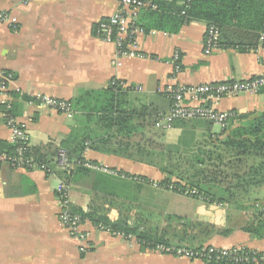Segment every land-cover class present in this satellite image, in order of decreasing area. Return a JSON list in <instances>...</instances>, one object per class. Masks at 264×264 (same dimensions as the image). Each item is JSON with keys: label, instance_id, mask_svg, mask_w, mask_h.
<instances>
[{"label": "crops", "instance_id": "0c3cea01", "mask_svg": "<svg viewBox=\"0 0 264 264\" xmlns=\"http://www.w3.org/2000/svg\"><path fill=\"white\" fill-rule=\"evenodd\" d=\"M117 10L115 0H0V13H7L17 27L13 30L9 25H0V73L13 75L9 88L14 97L12 110L26 125L32 153L53 160L57 151L64 149L70 160L81 156L117 173L74 170L68 178L55 164L49 174L0 165V264H205L161 254L133 239L113 236L90 220H83L80 226L88 239V251L80 253L78 242L58 219L56 190L65 181L70 186L72 207L83 213L88 212L93 200L128 203L144 219L145 226L158 231L167 230L170 223L176 225L177 221H169V217L179 218L180 225L198 220L218 228L200 240L194 239V245L176 241L178 246L242 247L264 252V237L242 230L244 211L207 204L158 185L169 177V173L159 170V166H165L169 172V150L188 156L204 153L226 132L204 120L175 121L166 131L156 132L154 128L156 119L168 112L170 105L161 93L164 87L259 76L264 73V49L240 52L220 48L205 56L207 27L194 21L177 34L151 30L156 32L154 36L139 35V51L149 59H119L115 47L95 34L98 23ZM174 53L179 54L181 67L175 79L172 66L165 63ZM111 79L127 90L116 97V110L121 118L128 114L127 124L134 132L131 138L118 132V127L102 135L99 114L76 112L65 118L32 100L33 96L46 95L73 105L72 101L84 93L105 90ZM213 106L237 115L264 113V95L227 97ZM2 110L0 105V141L9 144L10 132L4 125ZM127 148L134 154L132 159L125 156ZM136 150L148 151L149 158L137 156ZM159 153L165 154L164 160L159 161ZM260 193L258 196L264 197L263 189ZM158 201L164 206L157 207ZM154 211L162 220H151ZM110 214L108 218L116 220L118 213Z\"/></svg>", "mask_w": 264, "mask_h": 264}, {"label": "trees", "instance_id": "16d2710c", "mask_svg": "<svg viewBox=\"0 0 264 264\" xmlns=\"http://www.w3.org/2000/svg\"><path fill=\"white\" fill-rule=\"evenodd\" d=\"M154 2L156 4L154 10L143 9L137 17V25L144 33L156 30L166 34H177L183 26L198 21L204 23L206 27L218 28L217 49L234 48L240 52H249L256 51L259 47L264 48V43L260 41L261 38L264 41V0H154ZM112 82L114 85L111 84ZM124 90L119 81L111 79L105 90L84 93L73 100L71 105L73 113L99 114L103 124L99 132L102 135L114 132L118 127V132H123L125 137L131 138L134 132L132 125L128 127V114L125 113L121 118L116 110V97ZM91 100L95 101V104H90ZM223 132L227 135L216 141L210 151L188 156L171 153L169 150V172L164 165H161L164 167L159 166V170L169 173V177L164 178L158 185L171 187L179 193L194 191L195 195L190 197L200 198L207 204L226 205L233 209L237 207L245 214L242 230L254 237L262 238L264 237V197L259 196L262 189L264 190V113L233 114L228 127ZM126 145L127 143L124 148ZM16 148L17 146L13 144L0 141V154L14 155ZM59 150L66 153L64 149ZM126 152L127 158L134 157L132 152H128V148ZM135 154L149 158L148 151L136 150ZM24 156L32 158L39 166H46L50 171L54 166V159L36 157L30 147ZM67 158L74 164L85 161L81 156L70 160L67 155ZM157 158L162 161L165 159V154L159 153ZM189 160L190 169L187 171L178 165L181 161ZM75 170L86 171L81 167ZM72 173L63 172L68 178ZM65 183L68 184L67 181ZM251 201H253L252 205L243 207ZM94 204L93 200L87 213L74 207H71V212L79 215L82 220H90L94 225L108 229L112 234H119L125 239L133 238L145 248L154 249L157 245L179 247L180 243L176 241L194 245L196 238L186 237L185 231L194 229L199 224L188 221L180 225L177 224L179 218L169 217V221L172 219L177 221L176 225H169L167 230L161 231L146 229L139 222H131L127 218L112 221L106 214L101 213L103 207L96 208ZM178 227H182L180 229L183 235L175 232ZM205 229L206 235L212 234L211 226ZM187 249L193 248L187 247Z\"/></svg>", "mask_w": 264, "mask_h": 264}, {"label": "built area", "instance_id": "2783aa9c", "mask_svg": "<svg viewBox=\"0 0 264 264\" xmlns=\"http://www.w3.org/2000/svg\"><path fill=\"white\" fill-rule=\"evenodd\" d=\"M118 4V10L109 16L106 21L98 23L95 29L96 36L103 42L109 43L115 47L116 57L149 59V55L141 53L138 48L137 37L144 32L137 25V17L143 9H155L154 0H115ZM158 1V0H155ZM185 7L187 2L184 3ZM0 25H9L15 30L17 27L13 20L5 12L0 13ZM154 36L156 32L147 33ZM219 40V30L215 26L206 28L203 42V54L209 56L217 50ZM264 43L263 38L260 39ZM261 43V44H262ZM261 48V47H259ZM264 49V48H261ZM155 60H157L155 58ZM165 63L170 64L173 69L174 79L181 71L180 56L174 53ZM13 84V75L7 72L0 73V105L3 107L2 118L5 127L10 132L9 143L17 146L14 155L0 154V165H6L13 170H40L47 174L51 173L44 165H37L32 158L24 156L29 149L28 132L26 125L20 122L14 115L12 103L14 97L9 88ZM114 85V82L111 83ZM123 84L120 83V86ZM137 90H141L138 88ZM19 94V90H16ZM161 93L169 101L168 112L160 115L154 122V128L162 131L170 129L175 121L204 120L219 126L222 130L228 127L230 119L233 117L231 112L218 111L214 104L227 97H237L239 95L258 96L264 95V73L242 81H225L216 84H198V85H167L161 90ZM32 100L44 108L56 112L65 118H71L73 111L71 104L67 101L55 99L46 95H36ZM54 164L66 174L77 167L86 170L98 171L110 175H116L115 171H109L103 167L93 165L90 162H70L66 153L59 150L54 158ZM171 188V187H169ZM57 196L59 200L60 211L58 219L61 226L68 232L69 236L78 242L79 252L85 254L88 251V242L86 235L80 230L83 220L79 215L71 212L70 186L61 182L58 186ZM185 196L195 195L194 191H185L181 193ZM200 199V198H199ZM99 230L112 234L108 229L97 226ZM113 236L115 234H112ZM116 234L115 236H118ZM121 236V235H120ZM128 238L127 240H130ZM154 250L158 253L175 256L186 260L200 261L205 264H264V252L242 247L218 248L215 246H202L193 249L157 245Z\"/></svg>", "mask_w": 264, "mask_h": 264}, {"label": "rangeland", "instance_id": "374dc122", "mask_svg": "<svg viewBox=\"0 0 264 264\" xmlns=\"http://www.w3.org/2000/svg\"><path fill=\"white\" fill-rule=\"evenodd\" d=\"M71 108H72V106H71ZM72 111H73V109H72ZM155 131L159 132L160 130L156 129ZM178 165H180V167L182 169L187 171L188 169H190V160L189 161H181ZM72 172H73V170L71 171V173ZM69 174H70V172H69ZM182 184L184 185V183H182ZM262 194H263V192H262ZM252 203H253V201H251L249 204H244L243 207H247L248 205H252ZM259 203H261V201ZM164 204H165L164 202L158 201L156 203V206L161 208L162 206H164ZM94 205L96 206V208L103 207L104 210L101 213L106 214L107 217H109V215H111L110 212L115 211L118 213V216L116 218L117 221L122 219V218H127L131 222H134V221L139 222L146 229L150 228L149 226H145V224L143 223L144 219L141 218L140 215H138L136 213L134 208L131 205H129L128 203H126V204L121 203V202L114 203V202L104 201V200L99 202V200H97V202H95ZM228 211H231V209H228ZM250 212H252V211H250ZM253 212H254V210H253ZM195 213H196V215H199V216L201 215V212H195ZM152 215L155 217V218L151 219L153 222H155V220H157V221L162 220V219H158V216H159L158 211L157 212L154 211V213H152ZM141 219H143V220H141ZM189 222L199 224V226H196V228H194V229H188L187 231H185V233L187 234L186 237H195L197 240L202 239L206 235V232H205L206 227L211 226V228L213 229L212 234L214 233V231H216V229H218L215 225L210 224L209 222H203V221H198V220L189 221ZM152 224H154V223H152ZM170 225H171V223H170ZM184 228H186V227H184ZM176 233H179V234L181 233V235H183L180 229L176 230ZM118 237L123 238L120 235H118ZM123 239H125V238H123ZM131 239H133V238H131ZM189 245H192V244H189ZM179 247L187 248V247H182V246H179Z\"/></svg>", "mask_w": 264, "mask_h": 264}]
</instances>
